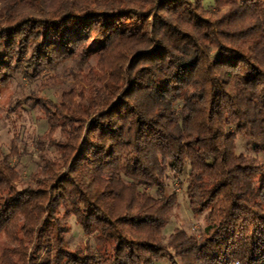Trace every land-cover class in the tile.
Returning a JSON list of instances; mask_svg holds the SVG:
<instances>
[{
  "label": "trees",
  "instance_id": "1",
  "mask_svg": "<svg viewBox=\"0 0 264 264\" xmlns=\"http://www.w3.org/2000/svg\"><path fill=\"white\" fill-rule=\"evenodd\" d=\"M201 1L0 0V85L95 58L41 101L37 172L0 142V264H264V0ZM181 175L206 224L165 238Z\"/></svg>",
  "mask_w": 264,
  "mask_h": 264
},
{
  "label": "rangeland",
  "instance_id": "2",
  "mask_svg": "<svg viewBox=\"0 0 264 264\" xmlns=\"http://www.w3.org/2000/svg\"><path fill=\"white\" fill-rule=\"evenodd\" d=\"M214 1L202 0L201 2L205 8L215 12ZM41 39L52 40L54 42L63 41L66 47H71L75 50L85 41L83 36L78 33V28L73 24H69L59 32L51 29L46 30ZM41 39L39 38L38 41ZM94 65L95 58L81 65L74 61L63 62L55 70L44 71L40 77L34 78V80L30 79L27 81L28 79H26L22 81L15 74V79L11 84H8V80H6L5 83L0 85V142L4 151L7 152L13 135H19L21 140L20 149L24 150L26 154L17 159L18 165L16 169L21 173L23 179L26 180V177L34 170L37 172L38 168L36 169V167L40 163L35 156L36 148L34 142L46 129L39 119L41 115L37 110L43 103L41 101L45 98L51 100L58 98L63 91H66L74 84L72 74L78 72L77 69L79 67V70L86 72L88 67ZM20 101H25L21 103V109L19 108ZM56 132L57 130L55 134ZM246 144L245 141L238 140L237 151L252 155L250 149L245 147ZM171 178L170 181L166 182V185L170 192L176 193L177 204L172 210L170 222H168L163 230L164 237L167 238L175 226L182 227L188 234L198 236L206 223L202 216L195 217L188 209L185 197L187 177L186 175H181L177 178L171 176ZM69 226L70 234L68 235V241L72 248L76 247L79 242H82V245L88 243L94 251H97L102 245L95 239L84 238L82 230L75 224L74 219L71 218L69 220ZM5 246L4 238L0 237V250ZM8 247H13V245L8 242Z\"/></svg>",
  "mask_w": 264,
  "mask_h": 264
}]
</instances>
